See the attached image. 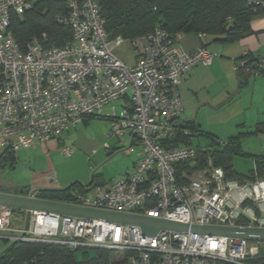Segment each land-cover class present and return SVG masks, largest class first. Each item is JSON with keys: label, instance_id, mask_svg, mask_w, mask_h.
I'll return each instance as SVG.
<instances>
[{"label": "built area", "instance_id": "built-area-1", "mask_svg": "<svg viewBox=\"0 0 264 264\" xmlns=\"http://www.w3.org/2000/svg\"><path fill=\"white\" fill-rule=\"evenodd\" d=\"M35 1L0 0V149L44 143L86 118L108 120L107 136L134 137L135 162L90 192H72L67 202L187 224L264 227V178L228 177L209 155L203 167L177 170L197 156L189 141L197 132L181 127L179 85L194 67L212 61L206 37L192 51L175 43L179 33L160 26L133 38L111 37L99 0H65L68 12L57 21L72 28V38L47 48L34 38L21 47L9 29L11 12L31 9ZM245 1L253 9L264 7V0ZM123 45L132 51L131 63L116 53ZM61 152L69 157L72 148L64 145ZM40 193L23 190L31 198H43ZM14 211L0 205L5 247L36 242L74 253L104 249L128 264H252L247 260L260 252L258 241L168 229L148 235L136 225L41 210H19L22 223L12 225ZM18 264L37 261L34 256Z\"/></svg>", "mask_w": 264, "mask_h": 264}, {"label": "crops", "instance_id": "crops-1", "mask_svg": "<svg viewBox=\"0 0 264 264\" xmlns=\"http://www.w3.org/2000/svg\"><path fill=\"white\" fill-rule=\"evenodd\" d=\"M262 24H264L263 17L251 18L249 34L233 41H225L222 35L193 32L177 35L175 43L184 51L194 50L203 43V37H206L208 39L206 46L214 54L208 65L194 67L184 76L179 85V94L183 104L181 121L193 123L200 129L201 134H205V136H195L196 138L203 137L206 141L205 144H201L200 140L195 144L192 140L194 137L190 139L194 146L207 145L212 140L206 136L211 135L223 143L228 140L233 141L245 153L264 154L262 147H259V152H253L251 146L243 147L244 141L250 140L252 137H261L260 139L264 140L262 137L264 135V61L260 72L250 70L241 62L245 53L256 55L257 52H262L260 50L264 47V35L261 37L255 35V32L258 31L255 27H262ZM263 54L262 52L258 55L262 56ZM91 119L86 118L82 124L69 128L57 138L28 148L12 150L14 159L3 157L6 150L0 149V168L8 167L16 170L17 161H19L23 163L21 169L32 171L29 183L15 182L13 179L4 182L0 178V187L3 188V191H18L20 188L28 187L63 189L77 183L81 189L76 187L74 191L84 190L86 192L91 191L95 186H102L112 179H106L102 175L96 174L97 168L90 163L87 166V171L82 169L80 172H74L76 168H72V166L57 169L52 155L58 153L60 146L66 142L74 144L77 149L81 150V154L84 151L86 154H92V157L94 155L101 156L104 153L110 155L114 152H124L126 162L120 175L127 173L136 159L133 153L136 150L135 147L138 148V146L134 137L128 133L121 137L107 136L110 124H106V127H103L98 135L90 138L87 134V127L80 129L79 126H88ZM128 147L132 149L126 151ZM237 157L246 156L239 155ZM39 158L44 159V165L40 164ZM24 159L26 160L24 161ZM85 160L81 156V162L84 165L86 164ZM87 161L90 162L89 159ZM251 162L253 163L252 159ZM251 166L252 164L247 170ZM55 169L58 173H55ZM90 170H93L94 173ZM53 175L54 180L51 179ZM93 176H97L95 183H92ZM262 243L264 244V241Z\"/></svg>", "mask_w": 264, "mask_h": 264}, {"label": "trees", "instance_id": "trees-1", "mask_svg": "<svg viewBox=\"0 0 264 264\" xmlns=\"http://www.w3.org/2000/svg\"><path fill=\"white\" fill-rule=\"evenodd\" d=\"M101 15L105 20V29L112 37L121 35L133 38L153 30L156 26L176 33H203L222 35L225 41H233L249 34L251 18L264 13V7L253 9L245 0H99ZM65 0H36L31 9L22 13L11 12L9 29L21 47L36 39L42 47L63 46L72 38V28L57 21V17L68 12ZM246 65L250 70L260 72L259 64L264 61V54L247 53ZM243 59V57H242ZM85 120V119H84ZM181 127L197 132L201 131L191 122H182ZM211 136V135H210ZM206 136L207 145H199L193 164H180L177 170L191 171L205 166L209 155L215 164L223 167L226 176L240 180L264 178V154H250L241 151L233 141L219 142L216 137ZM190 141V139H189ZM191 142V141H190ZM4 155V156H3ZM6 159H14L12 151L3 153ZM248 156L252 166L240 173L234 168L235 156ZM97 179L93 176L92 183ZM95 183V182H94ZM79 188L73 183L68 188L41 189V197L57 201H70L72 188ZM81 189V188H79ZM112 251L99 249L94 258L84 255L82 262H77L74 251L65 246L41 244L36 242H16L0 252V264H18L34 257L37 264H128L126 259H110ZM248 263L264 264V251L259 256L249 258ZM218 264H231L219 261Z\"/></svg>", "mask_w": 264, "mask_h": 264}, {"label": "water", "instance_id": "water-1", "mask_svg": "<svg viewBox=\"0 0 264 264\" xmlns=\"http://www.w3.org/2000/svg\"><path fill=\"white\" fill-rule=\"evenodd\" d=\"M23 188L17 192L0 190V205L17 210H41L63 215L97 219L108 222L139 226L143 234L155 235L162 230L190 231L208 236L242 238L250 241H264V227L225 226L207 224H187L170 219L149 216L141 213L119 212L101 208L77 205L65 201L45 198H31L23 195ZM84 255L94 258L95 250H79L75 253L77 262H82Z\"/></svg>", "mask_w": 264, "mask_h": 264}, {"label": "rangeland", "instance_id": "rangeland-1", "mask_svg": "<svg viewBox=\"0 0 264 264\" xmlns=\"http://www.w3.org/2000/svg\"><path fill=\"white\" fill-rule=\"evenodd\" d=\"M259 17H263L264 18V13H259L256 14L252 17V19H256ZM258 29V31L255 32V35H260L259 37H261V35H264V24H262V27H255ZM126 45H123L121 48L116 50V53L118 54V56H120L122 59H124L125 61H127L128 63H131L133 61L132 58V51H130V49L126 50ZM264 53V47L260 50ZM262 52H257L256 54H261ZM107 108V107H106ZM106 124H110V121L108 120H104V119H95L92 118L90 120V124L84 125V126H79L80 129H85V127H87V131H88V136L91 138L92 136H96L98 135V133H100V131L102 130L103 127H106ZM110 127V125H108ZM262 137L264 138V135H262ZM261 138V137H260ZM252 137L250 140H246L244 141L243 147H248L251 146V150L253 152H259L260 148L262 147L264 148V140ZM89 139V138H88ZM193 143H197L199 140V142H201V144H205V139H203V137H199V138H192ZM67 145L69 147H71L73 149L72 152V156L71 157H66L65 155L62 154L61 152V147ZM64 145H61L59 148V152L56 153L53 156V160L54 163L57 165V169H61L62 168H66V166H72L75 167V171L74 172H80L82 171V169H87V166L90 164H92L93 166H95L96 169V174H100L102 175L104 178L106 179H110L113 177H118L121 173V169L123 168V165L125 164L126 160H125V153L122 151L119 152H114L110 155H106L105 153L101 156L97 155V156H93L92 154H86L84 153V151H82L83 153L81 154V150L77 149V147L74 144H71L70 142H66ZM258 146V147H257ZM136 150L133 153V155L136 158V152L138 150L137 147H135ZM85 154V155H83ZM19 156V155H18ZM81 156H83L86 160V167H84L85 165L82 164L81 162ZM88 156V157H87ZM87 159H89L90 162L87 161ZM26 159H24L25 161ZM38 161V160H37ZM40 164L44 165V159L43 158H39ZM99 162V163H98ZM234 163V168L237 171H243L246 172L247 168L252 164L251 162V158L250 157H234L233 160ZM37 165V164H36ZM23 166V163L17 161V168L16 170L14 169H9L7 168H0V178L2 179V181H8V180H14L15 182L17 181H22L23 183H29L31 180V175H32V171L29 169H25L24 170L21 169V167ZM35 166V165H34ZM55 173H58V171L55 169ZM87 171V170H86ZM86 171H84L85 173H87ZM90 172L94 173L93 170H90ZM84 175V174H83ZM82 175V176H83ZM240 180V179H239ZM76 188H72L70 189L71 191H74ZM80 192H84V190H77ZM90 192V190L88 191ZM20 211L15 209L14 214H13V219H12V225H21L22 223V217L20 218ZM20 218V219H19ZM262 242V241H261ZM258 243V246L261 250L264 251V244ZM7 244L3 242L2 239H0V251L5 248ZM122 256L120 253H115L112 252L110 255V259L112 260H118L121 259Z\"/></svg>", "mask_w": 264, "mask_h": 264}, {"label": "flooded vegetation", "instance_id": "flooded-vegetation-1", "mask_svg": "<svg viewBox=\"0 0 264 264\" xmlns=\"http://www.w3.org/2000/svg\"><path fill=\"white\" fill-rule=\"evenodd\" d=\"M0 190H3V188L2 187H0ZM7 191V190H6ZM9 192H17V190H12V191H10V190H8Z\"/></svg>", "mask_w": 264, "mask_h": 264}]
</instances>
